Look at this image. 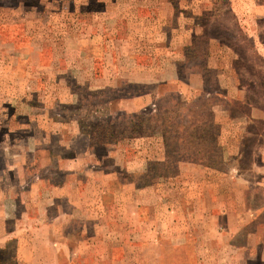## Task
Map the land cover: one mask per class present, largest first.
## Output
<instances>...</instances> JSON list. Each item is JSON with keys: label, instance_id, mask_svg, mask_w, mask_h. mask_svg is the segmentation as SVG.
I'll use <instances>...</instances> for the list:
<instances>
[{"label": "rangeland", "instance_id": "obj_1", "mask_svg": "<svg viewBox=\"0 0 264 264\" xmlns=\"http://www.w3.org/2000/svg\"><path fill=\"white\" fill-rule=\"evenodd\" d=\"M22 1L0 0V173L5 203L8 192H13L9 179L19 178L21 166L32 162L33 153L28 151L33 144L56 143L50 126L51 120H59L67 125L68 134L72 130L68 139L79 131L87 134L88 146L81 153L98 158L97 164L86 166L98 172L88 181L119 193L103 197L115 212L121 211L123 202L127 205L128 195L129 204L131 197L138 199L137 192L132 196L130 191L122 200L123 179L142 187L155 183L156 190L151 187L143 195L153 199L162 194L158 219L167 216L171 211L167 205L177 199L188 207L172 211L178 241L174 244L169 235L162 236V264H216L222 258L228 264L225 256H232L236 264H264L259 242L239 250L218 244L221 231L203 206L211 201L209 197L204 201L205 193L214 200L223 194L226 205L233 204L242 213L253 210L264 222V0H26L25 5ZM13 19L17 23H10ZM179 99L191 107L181 111H204L213 118L210 130L218 133L219 149L206 143L202 150L209 151L214 164L185 159L174 163L172 157L163 165L154 160L163 154L166 158L154 113L168 111ZM199 100L203 107L196 106ZM140 120L142 129L136 125ZM17 155L20 160L13 163ZM179 162L195 168L187 167L182 176L169 180L166 176L179 170ZM45 168L38 169L41 176L61 177ZM205 168L225 174L210 175ZM22 208L17 203L16 217L2 220L7 230L15 222L31 223L24 233L30 243L23 254L30 258L16 261L11 240L0 253V264H89L84 258L69 260L77 243L67 246L39 239L55 240L63 231L61 219L44 227L43 219H25ZM106 213L104 225L109 222ZM84 225L82 233L93 234L89 221ZM76 230L79 233L70 225L66 231L75 236ZM98 235L113 239L117 233L106 232L103 226ZM262 235L261 225L256 236ZM34 237L37 242L31 240ZM212 240L217 245H209ZM97 248L101 257L106 256L105 245ZM119 253L120 248H114L113 254ZM217 253L222 256L215 257ZM252 254L258 258L251 259ZM90 264L113 263L98 259Z\"/></svg>", "mask_w": 264, "mask_h": 264}, {"label": "crops", "instance_id": "obj_2", "mask_svg": "<svg viewBox=\"0 0 264 264\" xmlns=\"http://www.w3.org/2000/svg\"><path fill=\"white\" fill-rule=\"evenodd\" d=\"M21 4V1L19 2ZM25 5L26 0L22 1ZM11 20L10 23H17L18 20ZM27 21V19H26ZM24 21V23H26ZM124 99V98H123ZM129 100L128 98H125ZM126 100V101H127ZM127 113H133L135 111H124ZM52 124L50 129L51 134L57 135V141L51 144L49 141H44L43 144H33V147H29L28 152L33 153L32 162L27 166H21L22 175L14 180L9 179L10 189L13 192H8L9 203L6 204L4 199V192L2 190V172L0 173V249H3L8 241L15 243V254L14 259L16 261L28 260L30 257H26L24 249L29 241L25 240L24 233L31 226L28 223L15 222L14 226L10 229H6L3 225V220L14 215L16 217L15 206L17 203L23 205V216L25 219L29 218L33 220L43 219V226H50L56 219H61L64 222L63 231L59 232L54 238L47 237L39 238L45 243L59 242L69 246L70 242L77 243V247L74 246L70 250L69 260H80L84 258L86 262L91 263L92 260L95 262L99 260H109L115 264V260L121 259L122 264H162L161 249L163 245L164 235H169L171 243L177 244V225L176 218L172 215V211L176 212L179 208L188 210L187 206L179 201H175L173 205L169 204L166 208H170V212L164 218L158 219L156 216L157 208L162 207V194H158L156 198L147 199L144 198L145 190L152 187L155 191V183L149 187L137 186L132 180L123 179L121 185V196L122 200L127 192L132 193V196L137 192L138 199L135 201L130 195L125 198L127 205L122 203L121 211L115 212L110 206L107 205V200L103 199L107 195L113 194L118 195L119 193L112 192L103 186L98 188L94 183L88 180L94 177L93 173L98 175V172L90 171L86 166L97 164L98 158L93 154H82L81 149L85 150L88 146V136L82 132H78V135L68 139L72 130L67 133V125L65 122L59 120H51ZM221 145V144H220ZM56 149H53V147ZM162 145H160L161 147ZM162 148V147H161ZM75 149H78L77 153ZM66 151L69 153L67 154ZM39 152H43L42 156H38ZM224 153V152H223ZM20 155H17L11 161L13 163L19 162ZM38 158V159H36ZM153 160V159H151ZM154 160L163 162L165 161V154ZM227 160L226 155L221 157V161ZM220 162V161H219ZM46 167L45 169H53L55 173H59L61 177L59 179L52 178V175H40L38 169L40 167ZM195 164L190 162H179L177 168L179 169L176 173L171 174L168 177L169 180L176 179L179 175H183L181 172L185 168H195ZM11 168V167H9ZM85 168V169H84ZM20 168H16L14 172L18 173ZM204 170V169H203ZM206 170V171H205ZM204 172L210 175H222L225 172H220L215 169L205 168ZM235 172L233 177L237 174V169L234 168ZM1 171V170H0ZM197 173V171L195 170ZM181 173V174H180ZM232 174V173H231ZM94 175V176H93ZM91 177V178H90ZM107 176H105L106 178ZM27 178L30 180L27 181ZM99 189V190H98ZM169 197L172 198L171 191H169ZM18 197V198H17ZM173 197H175L173 195ZM205 199L211 198L209 204H206L205 211L210 215L213 220L212 223L216 224L218 230L221 231L220 236L217 237V243L222 245L228 250H239L245 247L254 246L257 242L264 246V238L256 236L258 232L264 226V222L258 221L259 213L255 211L250 212H239L237 208H232L226 205L227 198L221 194L214 200L210 195L204 194ZM176 199V198H175ZM44 201L46 203L44 204ZM172 201V200H170ZM179 201V202H178ZM158 204V205H157ZM180 205V206H179ZM193 207V202L190 206ZM53 210V214L49 211ZM154 210V212H153ZM107 212L105 218L109 220L107 225H104L103 213ZM116 217H115V216ZM3 219V220H2ZM5 219V220H6ZM89 221L92 228L93 234H83L86 226L84 223ZM255 223V227H251V224ZM37 225V224H35ZM70 225H73L75 236L70 235L66 230ZM106 227V232L117 233V236H99V229ZM122 232L125 234L123 237L118 236V233ZM175 233V234H174ZM80 234V235H79ZM176 235V236H175ZM165 237V238H167ZM242 237L243 242H239V238ZM258 238L259 241H256ZM38 238L34 237L31 240L37 242ZM28 242V243H27ZM213 240L208 242L210 245H214ZM105 245L106 256L99 251L97 245ZM71 245V244H70ZM134 245H137L136 247ZM152 246V247H151ZM176 246V245H175ZM87 248V249H83ZM97 248V249H96ZM114 248H120V253L114 255ZM137 248V249H136ZM136 249V250H135ZM153 249V250H152ZM83 250H89L91 253L87 256ZM206 250V249H205ZM203 254V252H202ZM136 255V256H135ZM214 255V254H213ZM201 256V255H198ZM222 255H215L220 258ZM256 254L251 255V259H257ZM213 258V257H211ZM228 259V264H236L233 261L232 256H225ZM224 258L218 261L216 264H225ZM223 262V263H222ZM82 264V261H79ZM171 264V263H170ZM241 264V263H240Z\"/></svg>", "mask_w": 264, "mask_h": 264}, {"label": "trees", "instance_id": "obj_3", "mask_svg": "<svg viewBox=\"0 0 264 264\" xmlns=\"http://www.w3.org/2000/svg\"><path fill=\"white\" fill-rule=\"evenodd\" d=\"M193 104L196 105V103ZM203 105L204 102L199 100L196 106L203 107ZM189 108L191 109L188 104L179 99L175 100V105L168 111L153 114L156 117L155 120L160 122L158 131L162 136L166 153L165 161L160 162L163 165L167 164L169 158L172 159V157L175 158L174 163L177 160L185 159L194 162L199 161L208 166L214 164V160H210L209 151L202 150L206 143L213 144L211 145L212 150L219 149L216 145L218 133L216 134L214 129L210 130V127L214 128L215 126L213 118L204 111H181ZM136 122L137 127L142 129L143 121ZM132 133L135 135L144 134L141 131H133ZM217 155L219 156V154ZM2 252L5 250L0 249V253Z\"/></svg>", "mask_w": 264, "mask_h": 264}]
</instances>
